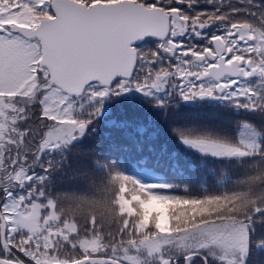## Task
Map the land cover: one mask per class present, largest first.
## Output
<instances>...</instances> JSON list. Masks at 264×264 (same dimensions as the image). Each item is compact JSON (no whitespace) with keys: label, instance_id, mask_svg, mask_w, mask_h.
<instances>
[{"label":"snow or ice","instance_id":"snow-or-ice-1","mask_svg":"<svg viewBox=\"0 0 264 264\" xmlns=\"http://www.w3.org/2000/svg\"><path fill=\"white\" fill-rule=\"evenodd\" d=\"M206 2L213 11L190 14L199 0H0V264H251L264 252V0ZM134 93L157 114L199 100L258 116L238 136L171 130L201 164L245 178L193 196L134 176L115 152L167 150L128 121L108 125L135 127L130 146L74 155ZM68 176L103 195L59 207L52 189Z\"/></svg>","mask_w":264,"mask_h":264},{"label":"trees","instance_id":"trees-1","mask_svg":"<svg viewBox=\"0 0 264 264\" xmlns=\"http://www.w3.org/2000/svg\"><path fill=\"white\" fill-rule=\"evenodd\" d=\"M229 3L236 4L238 0H225L226 6ZM214 7L206 0L199 1L190 14H194L196 10L211 12ZM153 44L152 40H146L138 47L143 48ZM132 96V99L121 98L119 104L115 102L111 104L110 112L97 124L100 135L88 136L83 148L76 151L74 155H99L101 149L107 150L110 144L130 146L131 141L126 133L139 138L135 127L122 129L108 125V121H116L117 124L128 121L135 126L146 127L149 133L156 135L154 143L157 148L164 147L167 150V154L162 157L149 156L145 153L143 158L136 152H115L114 155L120 160L122 169L134 176L153 181H166L174 186L168 191L182 194L187 189L193 196L231 191L245 178L247 170L242 166L229 167L219 161L201 164L191 153L185 152L183 146L171 134V130L173 127L185 124L199 123L214 127L224 126L232 135L238 136L239 126L247 119H251V122L258 125L260 123L258 116L238 115L235 112H228L223 106H217V102L199 100L193 101L194 103L181 101L179 104H173L171 112L166 115L157 114L151 106L143 104L139 94L134 93ZM89 145H92V148H89ZM52 191L59 198L58 206L63 208L73 207V198L97 200L103 195L101 192L90 190L82 182L73 180L71 176L57 179ZM84 214L86 210L81 213V215ZM76 219L81 223L84 222L80 215H77ZM250 260L251 264H264V252L254 248Z\"/></svg>","mask_w":264,"mask_h":264},{"label":"flooded vegetation","instance_id":"flooded-vegetation-1","mask_svg":"<svg viewBox=\"0 0 264 264\" xmlns=\"http://www.w3.org/2000/svg\"><path fill=\"white\" fill-rule=\"evenodd\" d=\"M199 1H205V0H199ZM205 31L211 32V31H213V29H206ZM200 43H203V41H200Z\"/></svg>","mask_w":264,"mask_h":264},{"label":"water","instance_id":"water-1","mask_svg":"<svg viewBox=\"0 0 264 264\" xmlns=\"http://www.w3.org/2000/svg\"><path fill=\"white\" fill-rule=\"evenodd\" d=\"M148 40H151V39H148ZM145 41L138 42V46H140L141 44H143Z\"/></svg>","mask_w":264,"mask_h":264}]
</instances>
